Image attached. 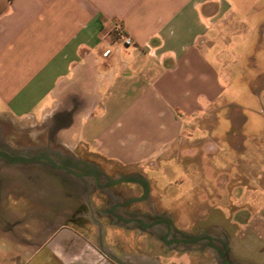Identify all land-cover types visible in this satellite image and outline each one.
Instances as JSON below:
<instances>
[{
  "label": "crops",
  "instance_id": "crops-1",
  "mask_svg": "<svg viewBox=\"0 0 264 264\" xmlns=\"http://www.w3.org/2000/svg\"><path fill=\"white\" fill-rule=\"evenodd\" d=\"M236 1L0 0L1 120L45 123L48 136L132 169L113 179L139 177L164 202L184 183L164 186L160 171L179 168L195 210L189 227L192 218L205 223L186 237H209L226 253L217 260L200 243L199 264H264L252 248L264 241V127L255 130L260 113L242 111L264 105V78L254 90L229 80L224 59L242 24ZM114 25L132 46L115 41ZM107 197L88 177L44 162L0 161V241L8 245L0 254L11 253V264H180L169 258L164 228L117 225Z\"/></svg>",
  "mask_w": 264,
  "mask_h": 264
},
{
  "label": "rangeland",
  "instance_id": "rangeland-1",
  "mask_svg": "<svg viewBox=\"0 0 264 264\" xmlns=\"http://www.w3.org/2000/svg\"><path fill=\"white\" fill-rule=\"evenodd\" d=\"M242 3V4H240ZM238 9V22L237 30L239 34L237 39L231 43L230 50L226 53L225 63L231 70H229V80L237 82V86H247L248 89L254 90L259 85L257 76L264 78V0H242V2L236 1ZM236 26L234 25V28ZM232 87L230 91L233 93L234 100L241 102L243 100V94L241 91H235L236 88ZM230 91H228V95ZM254 101V103L247 106H243V113L245 116L251 117L252 113L258 115L255 120V130H263V122L259 120L263 119L264 114L259 110L264 109L263 103ZM249 110V111H248ZM253 117V116H252ZM0 117V151H5L11 156H23V157H35L38 155H44L50 157L53 161L58 164L65 165L67 167H79L88 166L89 164H101L103 171L94 169L95 172H99L101 176L108 178H114L119 174L133 171L132 169H123L116 164L107 163L102 159L95 156H91L85 152L84 148H75V143L72 140H66L63 137L48 136L50 131H47L45 123H33L29 121H16L3 117ZM247 127L250 128L254 121L249 118ZM52 134V133H51ZM229 138L219 137V146L229 147ZM252 138L245 139V143L251 147ZM259 145H264V142H259ZM246 146V145H245ZM68 147V148H67ZM227 153L228 150H227ZM0 161L4 159L0 158ZM99 162V163H97ZM91 167V165H90ZM175 168V170H173ZM232 171V170H231ZM161 174L165 177L163 182L164 186L169 182L174 186V182L184 183L180 187L174 186L169 187V198L166 202L162 201L161 197L156 193L152 192L149 195L147 203L137 205L136 207L149 209V212H154L157 215H161L169 220L175 226V231L182 236H189L191 231L199 229L205 226L202 222L203 219L192 218L189 219L192 223L189 227L188 215H192L195 210L188 208L189 195L187 193L188 185L185 179V173L179 168L172 165V169L163 168ZM159 173V175H161ZM149 175V174H148ZM156 175H149L150 178ZM176 180V181H175ZM128 184H120L118 187H126ZM164 188V187H163ZM171 188V189H170ZM174 201H170V200ZM180 198V199H179ZM176 200V201H175ZM135 207H131L133 209ZM203 208V206H200ZM171 210H173L171 212ZM152 215V214H151ZM181 216V217H179ZM253 258L256 263L264 262V253L261 255L258 253L259 249H264V241L254 240L252 241ZM8 245L0 241L1 251L7 250ZM197 248V247H195ZM199 252V251H197ZM177 253L175 250L171 251L169 258L176 260V263L184 264L191 260L194 264H199L201 256L198 253ZM257 254V255H256ZM13 255L8 253L7 255L0 254V264H11ZM215 258L218 260L217 255Z\"/></svg>",
  "mask_w": 264,
  "mask_h": 264
},
{
  "label": "flooded vegetation",
  "instance_id": "flooded-vegetation-1",
  "mask_svg": "<svg viewBox=\"0 0 264 264\" xmlns=\"http://www.w3.org/2000/svg\"><path fill=\"white\" fill-rule=\"evenodd\" d=\"M79 173L89 174L88 177L97 191H108L109 197L104 199V204L106 206L107 215L117 223V225H132L143 229H152L154 227L164 228V237L162 241L164 244L171 249L175 250L177 253H196L201 252L203 246L199 244L211 246L215 250V254L221 261L226 260V253L215 247L213 241L209 237H198V241L195 244H185V243H174L175 241H190L186 236H180L177 231H175V226L169 220L161 215H157L154 212H149V209H142L136 207L143 203H147L149 199V187L146 183V194L144 195V187L140 184L134 183H121L128 184L126 187L108 186L114 180L113 178H108L101 176L93 171H82ZM120 188H125L126 190L120 191ZM83 204L86 210V217L92 218L94 215V209L87 198H83ZM131 207H135L131 209ZM152 214V215H151ZM164 238V239H163ZM209 240H208V239ZM196 239V240H197ZM197 247V248H195Z\"/></svg>",
  "mask_w": 264,
  "mask_h": 264
},
{
  "label": "water",
  "instance_id": "water-1",
  "mask_svg": "<svg viewBox=\"0 0 264 264\" xmlns=\"http://www.w3.org/2000/svg\"><path fill=\"white\" fill-rule=\"evenodd\" d=\"M0 157L7 160V161H10V162H14V161H16V162H44L47 165H49L51 168L64 171L73 177H89L90 176L89 174L79 173V172H76V171L70 169L69 167H67L65 165L58 164L55 161H53L50 157L44 156V155H38L35 157H23V156H16V155L11 156V155L3 152V151H0ZM121 183L140 184L144 187V195L146 194V188H145L146 183L144 182L143 179H141L139 177H120V178L114 180L108 186H115V185H118ZM197 241H198V239L197 240L193 239L190 241H175L174 243H176V244H179V243L195 244Z\"/></svg>",
  "mask_w": 264,
  "mask_h": 264
},
{
  "label": "built area",
  "instance_id": "built-area-1",
  "mask_svg": "<svg viewBox=\"0 0 264 264\" xmlns=\"http://www.w3.org/2000/svg\"><path fill=\"white\" fill-rule=\"evenodd\" d=\"M112 33L114 35L115 41L118 42L121 46L130 47L133 45V41L131 40V38H129L125 34L120 26L114 25L112 28Z\"/></svg>",
  "mask_w": 264,
  "mask_h": 264
}]
</instances>
